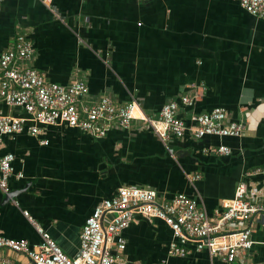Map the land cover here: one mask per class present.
<instances>
[{
	"label": "crops",
	"instance_id": "obj_1",
	"mask_svg": "<svg viewBox=\"0 0 264 264\" xmlns=\"http://www.w3.org/2000/svg\"><path fill=\"white\" fill-rule=\"evenodd\" d=\"M17 34L33 45L24 65L50 82L83 79L87 101H135L145 117H155L166 102L188 95L193 104L178 109L184 121L222 106L229 121L245 127L239 137L187 133L163 140L135 119L101 138L64 125L4 135L0 156L13 154L14 172L9 198L0 189L1 234L38 243L26 210L73 257L86 218L121 186L154 188L162 199L184 193L211 212L234 196L240 181L263 184L250 171L264 165V20L237 0H2L0 53ZM0 113L27 116L1 99ZM221 144L231 149L229 156L204 151ZM260 219L253 222L245 264H264ZM123 236L124 250L114 253L128 264H240L211 258L206 250L171 256L172 231L155 217L136 215ZM1 253L31 264L22 253Z\"/></svg>",
	"mask_w": 264,
	"mask_h": 264
},
{
	"label": "built area",
	"instance_id": "obj_2",
	"mask_svg": "<svg viewBox=\"0 0 264 264\" xmlns=\"http://www.w3.org/2000/svg\"><path fill=\"white\" fill-rule=\"evenodd\" d=\"M237 1L248 13L264 20V0ZM32 52L31 41L25 35L17 34L0 53V99L11 107L23 109L27 115L0 113V144L4 135L12 136L25 130L37 135L48 125H64L101 138L113 126L129 128L135 119L143 120L163 140L169 134L183 137L188 133L195 139L243 134L244 123L229 121L222 106L193 115L190 123L184 121L178 115V109L179 104H193V98L188 95L181 96L180 103L166 102L155 117H145L135 101L119 105L107 96L87 101L89 89L83 79L68 84L50 82L38 70L24 65ZM47 142L40 141L41 144ZM204 151L226 156L232 153L222 144L209 146ZM13 159L10 152L0 156V189L8 197V180L14 172ZM250 173L261 175L263 184L258 187L240 181L234 196L211 212L198 199L184 193L162 199L154 188L121 186L114 196L97 203L86 218L80 232L79 251L73 257L67 256L24 210L23 214L35 227L40 241L30 244L26 239H14L0 233V264H16L3 255L2 250L22 253L31 264H128L114 253V249L124 250L123 231L136 215L159 218L170 227L174 238L169 245L171 256L184 257L192 250H206L211 258L245 264V251L254 244L253 222L257 216L261 217L260 223L264 226V165ZM15 176L21 178L23 173L18 172ZM198 177L192 176L191 181ZM13 201L18 206V202Z\"/></svg>",
	"mask_w": 264,
	"mask_h": 264
},
{
	"label": "bare ground",
	"instance_id": "obj_3",
	"mask_svg": "<svg viewBox=\"0 0 264 264\" xmlns=\"http://www.w3.org/2000/svg\"><path fill=\"white\" fill-rule=\"evenodd\" d=\"M134 113H136L137 115L139 114V112L135 111Z\"/></svg>",
	"mask_w": 264,
	"mask_h": 264
},
{
	"label": "water",
	"instance_id": "obj_4",
	"mask_svg": "<svg viewBox=\"0 0 264 264\" xmlns=\"http://www.w3.org/2000/svg\"><path fill=\"white\" fill-rule=\"evenodd\" d=\"M8 197V196H7ZM9 198V197H8Z\"/></svg>",
	"mask_w": 264,
	"mask_h": 264
}]
</instances>
